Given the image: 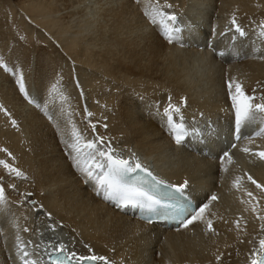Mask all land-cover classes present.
<instances>
[{"label": "bare ground", "instance_id": "bare-ground-1", "mask_svg": "<svg viewBox=\"0 0 264 264\" xmlns=\"http://www.w3.org/2000/svg\"><path fill=\"white\" fill-rule=\"evenodd\" d=\"M21 6L18 25L31 46L6 38L0 22L7 69L0 68V160L23 173L10 175L0 165V264H21L22 248L41 264L61 242L109 264H250L264 239L258 219L264 191L248 176L264 186V160L254 154L264 151V135L228 144L235 111L227 82L235 79L264 103V0H23ZM170 10L177 19L165 23L182 32L179 45L160 33L157 13ZM233 19L245 35L220 43L223 58L199 52L198 41L216 40ZM169 97L175 105L186 100L174 120L188 125L187 145H173L167 134ZM97 136L116 155L134 153L170 182H187L208 205L203 217L178 231L161 230L101 200L81 171L94 155L84 143ZM76 137L79 154L69 147Z\"/></svg>", "mask_w": 264, "mask_h": 264}, {"label": "snow or ice", "instance_id": "snow-or-ice-1", "mask_svg": "<svg viewBox=\"0 0 264 264\" xmlns=\"http://www.w3.org/2000/svg\"><path fill=\"white\" fill-rule=\"evenodd\" d=\"M171 7V5H168ZM161 19L160 23L164 25V36L168 40L169 43H173L174 41L179 39L177 33H179L180 29L177 27L169 28L165 21L175 22L177 17L174 14H168L163 11H159L157 13ZM155 22V21H154ZM232 24L234 26L235 32L239 33L241 37L245 35L244 30L236 23L235 19L232 20ZM261 35H264V21L260 24ZM223 35V34H222ZM235 39V37H233ZM219 55H223V53H219ZM264 58V57H261ZM0 68H5L3 61L0 60ZM19 84L20 91L25 92V85L23 78L20 77L17 80ZM227 86L229 89V97L232 101V108L235 111V124H236V138L240 139L239 133L241 129V125L244 122H254L257 119L258 114H264V103L255 102L258 98L256 95H248L244 92L242 85L236 82L235 79L229 80L227 82ZM234 86V89H233ZM253 93H255V89H253ZM259 99L264 100V96H261ZM186 105V100L181 98L180 105H175L171 102V97H169V103L164 108L163 114L167 118V123L170 128L173 130L174 139L177 143H180L184 138V127L180 123H176L174 121V116H178L181 113V107ZM89 115H91L89 113ZM15 122L13 121V124ZM93 129H95V125H92ZM75 136V133L73 134ZM264 135V127H261L260 130L254 133V136ZM105 141L104 137L97 136L96 141H85L84 147L91 150L94 155L91 156L88 161L87 167H82L81 171L86 175L88 180H94L96 183V190L98 194L100 191H103L105 199L114 200L118 207L126 208V207H139L146 208L148 210H153L154 206L159 203V201L153 199L151 196H148L141 189L129 186L121 182V177L124 173L127 172H135L137 170L141 172L147 173V175L151 176V172L144 167L139 160L136 158L133 153L131 158L125 159L119 155L115 154V150L112 148L111 144L108 143L104 147H98V144H103ZM79 138L76 137V142L70 144L69 147L72 148L77 154H79L82 149L78 147ZM236 145L234 144L233 147ZM242 151L249 152L250 149L243 148ZM260 159L264 160V151L254 153ZM225 156H228V153H224ZM103 158V163L98 162L96 157ZM77 161V166H79L78 157H74ZM0 165L8 172L10 175H15L16 177H22L23 173L6 163L4 160H0ZM93 168L102 169L103 173L100 176L94 175ZM239 179V178H238ZM248 180L251 181L252 184L256 186L257 189L264 191V186L257 183L250 175L248 176ZM180 185L177 187V191H182V189L186 186ZM236 182H234L235 184ZM10 187H14V185H10ZM27 195H31V193H27ZM246 195L251 197L253 200L255 197L251 192H247ZM212 200H215L216 197L212 196ZM4 201V189L0 187V202ZM33 205L36 204L35 201H30ZM208 207L207 204L203 205L196 211L194 214H191L190 218H185L179 221L182 227H187L192 224L194 221L200 220L203 217L205 209ZM253 212H256V208L253 207ZM50 215V214H49ZM258 219L264 220V216H258ZM237 227L239 224L237 223ZM51 228V226H50ZM52 231H55L54 228H51ZM208 230H212L211 221H208ZM24 231H28L27 228ZM54 251L60 253V259L52 261L51 264H94L95 261H103L104 264H109L107 259L103 256L89 255V256H80L76 252L67 253V246L64 243H59L54 247ZM22 252V264H36L34 260L27 259L29 257V253L21 249ZM217 260L220 259L219 256L216 257ZM250 264H264V239L259 240V251L253 252L251 254Z\"/></svg>", "mask_w": 264, "mask_h": 264}, {"label": "rangeland", "instance_id": "rangeland-1", "mask_svg": "<svg viewBox=\"0 0 264 264\" xmlns=\"http://www.w3.org/2000/svg\"><path fill=\"white\" fill-rule=\"evenodd\" d=\"M23 0H0V22L4 25V27H5V25H6V27L3 29V31H4V34H6L5 35V37L6 38H10L12 35L14 36H12L10 39H12L13 40V38H15V40L14 41H16V39L18 38V40H19V42H21V43H27V45H29V46H31L32 45V41L30 40H28V39H26V36H24V38H23V36L22 35H24L23 34V32H22V28L20 27V25H18V24H20L21 23V19H20V17H18V15H17V13L18 12H20L19 11V9L22 11V8H20V6H21V2H22ZM7 2V3H6ZM11 4V5H10ZM20 5V6H19ZM6 6V7H5ZM11 7L13 8V10H11ZM17 7V8H16ZM22 7V6H21ZM2 9H3V11H2ZM14 9H16V10H14ZM8 11V12H7ZM14 11V12H13ZM16 11V12H15ZM5 12H6V14L7 13H9V15L10 16H12L11 18L10 17H8V19H6V14H5ZM11 13V14H10ZM13 14H15V15H13ZM3 15V16H2ZM15 17V18H14ZM2 18V19H1ZM14 18V19H13ZM17 18V19H16ZM6 19V20H5ZM12 19V20H11ZM7 20H9V22L7 21ZM15 20V21H14ZM3 21V22H2ZM6 21H7V23H6ZM12 21H14V23L12 22ZM16 22V23H15ZM11 23H13L14 24V27H13V24H12V26H11ZM16 25H18V27L16 26ZM11 26V27H10ZM8 28V29H7ZM18 30H17V29ZM9 29H11V30H9ZM16 29V30H15ZM21 29V30H20ZM9 30V31H8ZM19 31H21V32H19ZM14 34H13V33ZM9 33V34H8ZM15 33H17L16 35H15ZM11 34V35H10ZM20 36V37H16V36ZM7 36H9V37H7ZM21 39H23V40H21ZM21 40V41H20ZM26 40V41H25ZM27 41H29V42H27ZM24 43V44H25ZM38 43H40L39 41H38ZM0 59H2V57L0 56ZM4 62V61H3Z\"/></svg>", "mask_w": 264, "mask_h": 264}]
</instances>
